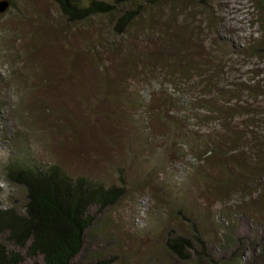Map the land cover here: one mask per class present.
I'll use <instances>...</instances> for the list:
<instances>
[{
  "label": "rangeland",
  "instance_id": "rangeland-1",
  "mask_svg": "<svg viewBox=\"0 0 264 264\" xmlns=\"http://www.w3.org/2000/svg\"><path fill=\"white\" fill-rule=\"evenodd\" d=\"M7 1L0 206L25 202L5 179L8 162L59 163L125 187L116 204L90 210L79 264H173L167 233L191 238V222L215 260H247L252 247L242 244L264 237V52L249 48L264 39L256 2L139 0L132 31L114 37L107 17L73 24L55 0ZM172 65L190 66V79Z\"/></svg>",
  "mask_w": 264,
  "mask_h": 264
},
{
  "label": "trees",
  "instance_id": "trees-1",
  "mask_svg": "<svg viewBox=\"0 0 264 264\" xmlns=\"http://www.w3.org/2000/svg\"><path fill=\"white\" fill-rule=\"evenodd\" d=\"M68 22L91 21L107 17L112 21L114 37L129 34L139 18V0H55ZM156 4L160 0H149ZM210 0H199L207 5ZM262 11L261 23L264 36V0H254ZM129 5L126 9L124 6ZM251 49L264 52V39L250 45ZM191 67L170 66V69L189 78ZM170 70V71H171ZM147 90V91H146ZM148 88L143 90L149 96ZM184 104V102L178 103ZM184 146L193 152L195 146L184 140ZM211 150V149H209ZM201 156V152L197 154ZM205 157V154H202ZM5 179L25 191L22 209L17 206H0V264H21L25 258L31 264H79L76 261L86 250L87 232L98 211L119 202L125 187L106 184L86 175H72L59 163H42L26 159L13 160L5 165ZM185 220L190 219L178 210ZM192 237L167 233L165 245L173 264H221L208 250L207 242L195 222H191ZM252 247L248 259L241 256L237 264H264V237L258 244H242V251ZM14 247L23 250L25 255ZM189 251H193L191 254ZM249 261V262H248ZM111 261L97 258L89 264H110Z\"/></svg>",
  "mask_w": 264,
  "mask_h": 264
},
{
  "label": "water",
  "instance_id": "water-1",
  "mask_svg": "<svg viewBox=\"0 0 264 264\" xmlns=\"http://www.w3.org/2000/svg\"><path fill=\"white\" fill-rule=\"evenodd\" d=\"M9 2L7 0L0 1V11H4V9L8 6Z\"/></svg>",
  "mask_w": 264,
  "mask_h": 264
}]
</instances>
